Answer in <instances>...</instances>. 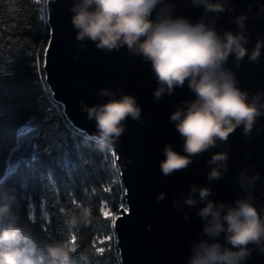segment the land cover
Returning <instances> with one entry per match:
<instances>
[{
    "label": "water",
    "instance_id": "water-1",
    "mask_svg": "<svg viewBox=\"0 0 264 264\" xmlns=\"http://www.w3.org/2000/svg\"><path fill=\"white\" fill-rule=\"evenodd\" d=\"M77 2L45 0L49 40L42 70L52 99L62 106V113L75 129L96 140V122L87 118L83 108L112 98L102 96V90L113 93L117 99L132 96L141 109L138 119L129 117L122 122L124 131L110 147L124 190L125 206L118 209L113 225L120 264H188L193 246L202 240L231 247L226 242V233L218 238L205 235L206 221L199 211L207 201L191 189L193 186L211 189L208 200L225 204L224 212L228 206L234 207L237 200L250 197L264 217V115L257 117L249 134H245L242 125L238 126L226 141L217 139L214 146L192 156L187 168L164 175L160 163L165 159L166 146L187 155L183 150L184 139L175 126L177 122L170 117L178 109H186V102L196 99L195 93L186 80L183 86H174L170 94L165 92L156 98L154 93L159 86L156 74L151 61L142 54L130 51L126 45L108 50L98 48L88 38L77 40L78 29L72 24L71 10ZM210 2L223 3L225 10L207 11L192 0H162L157 10L171 5L174 17H184L193 24L203 22L221 36L225 31H243L248 38L245 44L248 54L240 61L231 54L224 68L233 74L236 86L248 94L249 102L262 94L260 102L264 103V47L256 61L249 58L257 41H264V0ZM240 15L247 17L243 30L236 23ZM217 153H226L227 159L209 164ZM214 167H219L221 175L209 180L208 173ZM241 175L245 180L241 181ZM254 176L258 178L250 182ZM161 194L163 199L158 200ZM189 196L196 199V204L184 202ZM248 248L250 255L240 264H264V252L260 250L264 248V240Z\"/></svg>",
    "mask_w": 264,
    "mask_h": 264
},
{
    "label": "clouds",
    "instance_id": "clouds-1",
    "mask_svg": "<svg viewBox=\"0 0 264 264\" xmlns=\"http://www.w3.org/2000/svg\"><path fill=\"white\" fill-rule=\"evenodd\" d=\"M192 2L211 12L225 10L220 2ZM161 4L162 0H78L71 10L74 13L72 24L78 29L77 40L88 38L96 42L98 48L108 50L126 45L130 51L151 61L159 85L154 93L156 98L165 92L170 94L174 86H183L186 80L189 89L195 93L196 99L186 102V109H178L170 117L177 122L175 126L184 139L183 150L187 155L174 151L170 145L165 147L160 170L167 176L187 168L192 156L214 146L217 139L226 141L238 126L242 125L245 134H249L257 117L264 115V103L260 102L262 94H257L249 102L248 94L236 86L233 74L224 68L231 54L237 61L248 54L245 47L248 38L243 31H225L221 36L203 22L193 24L184 17H174L171 5L157 10ZM246 19L245 15L236 18L241 30L245 28ZM262 47L264 41H257L249 56L252 61L260 56ZM101 95L112 98L106 103L84 106L83 110L88 119L95 120L98 146L103 149L115 145L124 131L122 122L129 117L138 119L141 109L132 96L122 95L117 99L106 89ZM226 159V153H217L209 164ZM219 167L208 173L209 180L220 177ZM257 178L252 177L250 182ZM240 179L243 181L245 177L241 175ZM191 191H198L199 198L207 201L199 211V216L206 221L205 235L218 238L221 233H226V242L231 247L202 240L193 246L188 264H240L250 255L248 245H260L264 240V217L251 203L250 197L237 200L234 207L228 206L224 212L225 204L217 205L208 200L211 189L193 186ZM3 199L6 202L0 204V221L11 222L0 230V264H37L29 234L14 223L16 216L12 212V202L16 196L6 192ZM159 199H163V194ZM184 202L191 206L197 201L189 196ZM83 212L85 217L90 215L88 208ZM68 222L75 226L78 221L73 216ZM260 250L264 252V248ZM75 251L72 240L47 246L51 264L57 261L70 264V254Z\"/></svg>",
    "mask_w": 264,
    "mask_h": 264
},
{
    "label": "trees",
    "instance_id": "trees-1",
    "mask_svg": "<svg viewBox=\"0 0 264 264\" xmlns=\"http://www.w3.org/2000/svg\"><path fill=\"white\" fill-rule=\"evenodd\" d=\"M48 40L45 0H0V204L4 193L16 196L14 223L29 234L37 264H51L47 246L73 236L70 264H120L110 215L124 205L115 156L52 99L42 70Z\"/></svg>",
    "mask_w": 264,
    "mask_h": 264
},
{
    "label": "snow or ice",
    "instance_id": "snow-or-ice-1",
    "mask_svg": "<svg viewBox=\"0 0 264 264\" xmlns=\"http://www.w3.org/2000/svg\"><path fill=\"white\" fill-rule=\"evenodd\" d=\"M123 211H124V212H127V208H124ZM30 219H34V216H33V217H30ZM112 224H113V225L115 224V218H113V220H112ZM72 241H73V242L75 241V237H74V236L72 237ZM100 251H102V250H100Z\"/></svg>",
    "mask_w": 264,
    "mask_h": 264
},
{
    "label": "rangeland",
    "instance_id": "rangeland-1",
    "mask_svg": "<svg viewBox=\"0 0 264 264\" xmlns=\"http://www.w3.org/2000/svg\"><path fill=\"white\" fill-rule=\"evenodd\" d=\"M125 205H122L121 207H124ZM120 208V207H119ZM107 213V212H106ZM111 216H116L117 214H114V213H112V214H110Z\"/></svg>",
    "mask_w": 264,
    "mask_h": 264
}]
</instances>
